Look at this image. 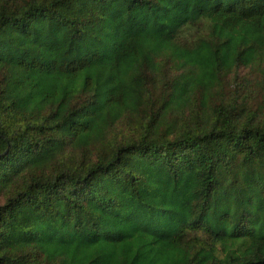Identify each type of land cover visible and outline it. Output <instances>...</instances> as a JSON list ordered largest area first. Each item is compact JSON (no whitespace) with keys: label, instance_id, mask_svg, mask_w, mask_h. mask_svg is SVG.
<instances>
[{"label":"trees","instance_id":"1","mask_svg":"<svg viewBox=\"0 0 264 264\" xmlns=\"http://www.w3.org/2000/svg\"><path fill=\"white\" fill-rule=\"evenodd\" d=\"M0 264H264V0H0Z\"/></svg>","mask_w":264,"mask_h":264}]
</instances>
